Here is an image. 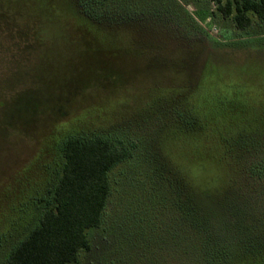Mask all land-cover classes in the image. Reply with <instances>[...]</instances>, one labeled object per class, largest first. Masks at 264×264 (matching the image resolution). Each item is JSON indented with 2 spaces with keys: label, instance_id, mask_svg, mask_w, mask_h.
Masks as SVG:
<instances>
[{
  "label": "rangeland",
  "instance_id": "374dc122",
  "mask_svg": "<svg viewBox=\"0 0 264 264\" xmlns=\"http://www.w3.org/2000/svg\"><path fill=\"white\" fill-rule=\"evenodd\" d=\"M226 1L0 0V264L72 136L131 155L71 264H264V21Z\"/></svg>",
  "mask_w": 264,
  "mask_h": 264
},
{
  "label": "trees",
  "instance_id": "16d2710c",
  "mask_svg": "<svg viewBox=\"0 0 264 264\" xmlns=\"http://www.w3.org/2000/svg\"><path fill=\"white\" fill-rule=\"evenodd\" d=\"M218 8L240 29L249 26L250 12L264 21V0H227ZM60 153L62 165L51 197L42 198L37 223L10 249L8 264L75 263L79 252L90 247L87 230L100 224L109 171L131 155L104 136L68 137Z\"/></svg>",
  "mask_w": 264,
  "mask_h": 264
}]
</instances>
